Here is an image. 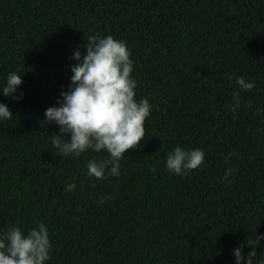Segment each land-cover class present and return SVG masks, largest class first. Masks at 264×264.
I'll return each mask as SVG.
<instances>
[{"label": "trees", "instance_id": "1", "mask_svg": "<svg viewBox=\"0 0 264 264\" xmlns=\"http://www.w3.org/2000/svg\"><path fill=\"white\" fill-rule=\"evenodd\" d=\"M86 35L127 43L135 98L152 105L118 178L85 175L103 150L62 159L43 122ZM10 71L22 99L0 94L13 112L0 122V228L45 223L47 264H233L234 246L264 234V0H0V82ZM238 76L255 87L233 112ZM177 144L203 149V164L168 172Z\"/></svg>", "mask_w": 264, "mask_h": 264}, {"label": "clouds", "instance_id": "2", "mask_svg": "<svg viewBox=\"0 0 264 264\" xmlns=\"http://www.w3.org/2000/svg\"><path fill=\"white\" fill-rule=\"evenodd\" d=\"M83 49L72 52L75 61L71 67L70 83L61 91L56 102L44 111L43 122L55 124L52 150L62 159L79 157L82 153L102 150L107 158L86 162L85 175L102 180L106 176L118 178L120 161L126 150L139 145L145 135L144 123L152 105L147 98L136 99L137 81L132 76L134 62L131 50L124 40L112 35H86ZM22 74L7 73L0 82V94L17 101L22 99ZM230 110L241 104L240 92L255 87V81L238 76ZM251 107V105H249ZM13 118L12 109L0 101V122ZM64 137H67L66 139ZM229 152L225 157L233 156ZM205 160L203 149L184 148L179 144L165 155V169L180 176L197 169ZM233 169L226 168L223 179L229 181ZM76 184H66L64 191H72ZM104 202L103 197L98 201ZM33 227L22 229L17 224L0 228V264H47L51 257L48 227L36 220ZM264 234L249 233L246 240L232 249L233 264H264V251H258ZM245 246L250 248L245 251Z\"/></svg>", "mask_w": 264, "mask_h": 264}]
</instances>
